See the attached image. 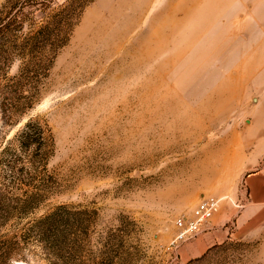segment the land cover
Returning a JSON list of instances; mask_svg holds the SVG:
<instances>
[{"label": "rangeland", "instance_id": "obj_1", "mask_svg": "<svg viewBox=\"0 0 264 264\" xmlns=\"http://www.w3.org/2000/svg\"><path fill=\"white\" fill-rule=\"evenodd\" d=\"M64 1L26 4L23 36ZM88 1L21 116V50L0 43V150L29 119L54 145L46 200L21 218L0 213V264H171L174 221L235 146L247 168L264 164V0ZM234 193L222 205L240 213L248 194ZM58 206L73 214L61 245L24 233ZM229 230L186 264H264V218Z\"/></svg>", "mask_w": 264, "mask_h": 264}, {"label": "trees", "instance_id": "obj_2", "mask_svg": "<svg viewBox=\"0 0 264 264\" xmlns=\"http://www.w3.org/2000/svg\"><path fill=\"white\" fill-rule=\"evenodd\" d=\"M20 1L8 0L7 11L0 13V43L13 40L21 50L17 58L20 65L17 74L13 77V80L23 84V89L20 90L23 101L15 110V113L21 116L31 109L34 103L33 94L30 95L28 88L31 86L33 89L37 88L39 80L47 77L53 60L67 45L89 1L65 0L51 13L42 14V18L33 29L26 28L28 33L24 31L26 33L24 36L23 7L26 4L42 5L46 0H23L19 6ZM12 60H8V65ZM53 149L52 133L49 127L38 119H29L11 139L5 142L0 150V213L3 212L6 216L8 213L10 215L13 213L21 218L32 213L46 200L53 181L47 166L53 155ZM70 215L73 214L70 213L69 207L58 206L47 215L29 223L24 233H35L41 239L47 238L50 244L55 242L60 244L66 240L65 234L71 221ZM81 223L82 221L79 222L78 229L83 231ZM21 239L18 237L17 240L21 242ZM216 246L208 249L200 258Z\"/></svg>", "mask_w": 264, "mask_h": 264}, {"label": "crops", "instance_id": "obj_3", "mask_svg": "<svg viewBox=\"0 0 264 264\" xmlns=\"http://www.w3.org/2000/svg\"><path fill=\"white\" fill-rule=\"evenodd\" d=\"M234 150L236 152L232 156L233 164L228 168L218 166L215 173L210 176L211 181L197 190V197L200 200L206 194L216 197L234 196L235 185L241 183L247 191L248 203L240 213H235L228 204L222 205L220 211L205 225L200 235L180 247L178 254L182 264L200 258L211 247L233 237V234L229 233V223L233 219L241 227V235H246L258 220L264 218V164L260 168H247L246 153L240 152L242 149L239 146H235Z\"/></svg>", "mask_w": 264, "mask_h": 264}, {"label": "built area", "instance_id": "obj_4", "mask_svg": "<svg viewBox=\"0 0 264 264\" xmlns=\"http://www.w3.org/2000/svg\"><path fill=\"white\" fill-rule=\"evenodd\" d=\"M226 200L225 196L202 197L189 213L177 217L174 221L175 234L165 247V251L172 256L171 264H178L180 247L200 235L205 225L220 211Z\"/></svg>", "mask_w": 264, "mask_h": 264}]
</instances>
